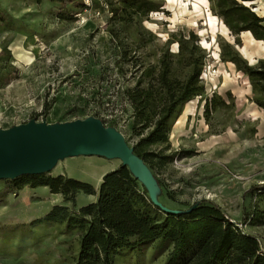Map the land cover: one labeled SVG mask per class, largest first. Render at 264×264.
Returning a JSON list of instances; mask_svg holds the SVG:
<instances>
[{
	"label": "rangeland",
	"instance_id": "rangeland-1",
	"mask_svg": "<svg viewBox=\"0 0 264 264\" xmlns=\"http://www.w3.org/2000/svg\"><path fill=\"white\" fill-rule=\"evenodd\" d=\"M151 1L156 9L141 28L155 38L137 54L140 63L156 64L172 36L182 34L197 35L205 51V94L188 103L173 124L168 154L175 158L156 170L162 182L159 200L180 211L211 202L244 233L257 237L264 250V195L252 191L264 184V108L255 102L260 97L249 77L222 59L230 45L256 67L264 60V42L244 32L237 44L209 0ZM118 2L0 0V130L31 120H85L98 112L104 125L116 124L128 145H135L132 111L120 93L124 81L116 73L118 57L109 33L110 4L114 8ZM246 6L264 18V0ZM170 50L178 54L179 44H170ZM130 76L128 71L126 78ZM121 165L119 160L80 156L60 161L45 175L98 190L103 176ZM12 182L0 181V264H75L79 232L45 218L54 206L77 210L96 197L79 193L74 206L48 187L14 190ZM245 217L248 222L242 224ZM171 250L155 242L142 251L122 252L115 264H165Z\"/></svg>",
	"mask_w": 264,
	"mask_h": 264
},
{
	"label": "trees",
	"instance_id": "trees-1",
	"mask_svg": "<svg viewBox=\"0 0 264 264\" xmlns=\"http://www.w3.org/2000/svg\"><path fill=\"white\" fill-rule=\"evenodd\" d=\"M209 1L236 37L237 44L244 32L264 42V18L246 6L254 0ZM110 5L113 16L109 33L118 57L116 73L124 81L120 93L132 111L130 131L137 139L133 148L162 187L156 170L175 158L174 154H168L173 124L188 103L205 94L201 78L205 51L200 48L197 35L182 34L172 36L156 64L140 63L137 54L155 38L141 28L144 18L155 11V4L151 0H121L114 8ZM131 27L136 28L135 33L130 32ZM129 39L136 48H130ZM175 42L179 44L178 54L170 50V44ZM222 59L249 77L253 92L260 97L255 102L264 108V60L252 67L230 45L224 47ZM128 71L131 76L127 79ZM94 117L100 119L101 114L97 112ZM100 120L105 124L104 119ZM110 127L115 128L116 124ZM25 186L48 187L52 194L61 195L74 206L79 193L96 197L95 202L77 210L54 206L45 218L49 223L66 225L69 231L79 232L75 264H115V258L122 252L142 251L155 242L172 247L165 264H264V250L258 238L244 233L220 208L202 202L179 215L164 213L152 204L146 188L123 165L103 176L98 190L81 181L45 174L23 176L12 182L14 190ZM252 191L264 195V184ZM247 222L245 217L242 224Z\"/></svg>",
	"mask_w": 264,
	"mask_h": 264
},
{
	"label": "water",
	"instance_id": "water-1",
	"mask_svg": "<svg viewBox=\"0 0 264 264\" xmlns=\"http://www.w3.org/2000/svg\"><path fill=\"white\" fill-rule=\"evenodd\" d=\"M80 156L121 161L146 188L155 207L167 214L183 213L162 204L161 190L152 171L122 133L98 118L54 124L31 120L0 130V181L47 174L60 161Z\"/></svg>",
	"mask_w": 264,
	"mask_h": 264
}]
</instances>
